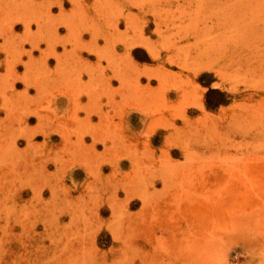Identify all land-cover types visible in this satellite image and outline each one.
Wrapping results in <instances>:
<instances>
[{
    "label": "rangeland",
    "instance_id": "rangeland-1",
    "mask_svg": "<svg viewBox=\"0 0 264 264\" xmlns=\"http://www.w3.org/2000/svg\"><path fill=\"white\" fill-rule=\"evenodd\" d=\"M0 264H264V0H0Z\"/></svg>",
    "mask_w": 264,
    "mask_h": 264
}]
</instances>
